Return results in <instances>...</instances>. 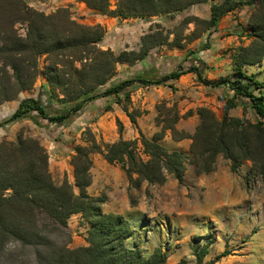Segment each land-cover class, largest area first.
I'll list each match as a JSON object with an SVG mask.
<instances>
[{
	"label": "trees",
	"instance_id": "16d2710c",
	"mask_svg": "<svg viewBox=\"0 0 264 264\" xmlns=\"http://www.w3.org/2000/svg\"><path fill=\"white\" fill-rule=\"evenodd\" d=\"M79 1L86 5L91 16L121 19L172 16L195 5L210 4V18L188 16L171 29L151 25L141 37L138 49L115 53L103 48L106 28L79 22L69 6L43 11L30 6L27 0H0V106L34 89L39 78L47 86L41 85L47 104L41 95L21 100L12 114L0 121V128L25 119L41 128L69 125L91 103L111 96L116 97L136 125V113L128 108L134 86L164 85L190 73L199 82L222 89L223 112L219 117L208 107H198L199 123L191 134L177 129L176 124L192 111L181 115L175 104L162 103L157 105L155 119L161 130L152 138L138 130L136 139L120 137L106 144L88 132L86 145L73 148L70 159L73 184L66 174L60 183L54 180L48 151L38 138L20 132L15 141L2 140L0 258L10 244L18 243L33 250L34 264H167L168 256L162 248L157 247L147 255L145 249L128 243L134 233L130 221L121 214L103 211L105 195L88 193L92 155L100 154L107 163L119 165L129 188L135 190H140L144 183L164 185L169 178L183 182L188 161L200 174L214 172L220 156L230 161L232 172L250 162L252 171L264 182V80L245 69L264 63V0H116L114 6L111 0ZM245 7L250 9L247 21L250 43L239 45L231 54L236 79L221 77L216 82L204 79L201 67L207 66L202 58L207 57L209 38L217 31L219 20ZM190 24L194 29L185 34ZM198 39H202L199 50H188L190 56L200 55L194 58L196 64L179 65L158 77L150 73L117 77L119 64L135 65L158 48L182 49L185 43ZM52 99L59 108L53 107ZM238 107L243 109V117L231 115ZM247 110L254 119L246 116ZM116 123L121 133L123 125L119 120ZM167 131L175 141H191L188 155L170 151L161 143ZM76 214L90 228L86 245L71 247L70 236L65 232L69 219ZM56 232L69 237V241L52 242L50 236ZM208 249V243L194 249L196 264H204Z\"/></svg>",
	"mask_w": 264,
	"mask_h": 264
},
{
	"label": "rangeland",
	"instance_id": "374dc122",
	"mask_svg": "<svg viewBox=\"0 0 264 264\" xmlns=\"http://www.w3.org/2000/svg\"><path fill=\"white\" fill-rule=\"evenodd\" d=\"M27 1L30 6L43 11L69 6L78 21L82 23L90 24L93 19V16L89 13L83 14L84 11L72 3L62 5L59 3L62 0ZM111 4L114 6L116 0H111ZM243 11L241 17L246 20L249 17L250 9L245 7ZM209 13L210 4H201L172 16H159L156 20H161V23L156 22L152 26L160 24L165 29H171L188 16L204 19ZM193 29L194 25L190 24L185 34H190ZM200 40L187 42L182 49L164 46L158 52L169 54L167 56L173 59L178 58L179 65L188 67L196 64L194 58L200 56H190L188 50L197 52L202 45V39ZM207 57L202 59L206 61ZM40 63L41 66L44 65L43 59ZM172 64L171 62L168 67L171 68ZM201 69L204 70L202 67ZM260 70L262 72L257 73V67L248 68L249 72L257 73L258 77L264 80V69ZM195 78V81L198 82L197 77ZM40 79L37 80L34 89L22 93L16 101L5 103L0 107V121L9 117L16 110L19 101L28 97L42 96ZM186 83L191 84L190 81H186ZM182 99L185 100V103L179 107L186 108L192 103L185 114L189 111L196 113V109L201 107L196 104L197 100L193 98V95L183 93ZM42 100L47 104L46 96L43 95ZM52 102L53 107H60L54 100ZM209 106L219 117L222 115L223 106L219 107L217 103H209ZM231 114L243 117L244 111L239 107ZM246 116L254 119L250 110L246 111ZM43 123L45 122L43 121ZM50 126L41 128L27 119L15 122L0 128V142L5 139L15 141L20 132L38 138L41 144L47 146H50V142L55 140L64 142L63 137L59 134V132L62 133V129H59L57 134L55 130H50ZM189 129L191 132L195 131V127L192 125H189ZM66 142H71L68 145L73 150L74 141L67 139ZM189 146H186L187 154ZM116 166L118 169L111 176V180L114 182L112 185L123 187L126 182L128 187L126 188V198L125 196L118 197L119 199L117 198L115 203L124 213L133 207V203L139 208V230L141 227L144 229L137 238L145 246L147 255L153 252L154 248L160 247L167 253V264H196L194 249H201L208 243L209 249L204 264H264V182L252 171L250 162H245L237 172H232L230 161L220 156L214 172L200 174L196 167L188 161L183 182L179 183L170 178L164 185L144 183L140 190L130 189L126 174L119 165ZM65 174L67 177L69 176L66 172L64 174L58 172L53 174V178L57 183H60ZM68 180L73 184L72 176L68 177ZM89 228L90 226L82 219L71 217L65 232L67 236H70V246H83ZM50 238L56 244L69 241V237L64 234L60 235L58 232L52 234ZM0 264H34L33 250L30 247L12 243L0 258Z\"/></svg>",
	"mask_w": 264,
	"mask_h": 264
},
{
	"label": "crops",
	"instance_id": "0c3cea01",
	"mask_svg": "<svg viewBox=\"0 0 264 264\" xmlns=\"http://www.w3.org/2000/svg\"><path fill=\"white\" fill-rule=\"evenodd\" d=\"M59 3L62 5L72 3V5L80 7V9L84 11L83 14L90 13L86 5L79 0H62L59 1ZM243 12V9L237 10L219 20L217 31L209 38L210 49L206 52L208 57L207 60L204 61L207 68H204L202 71L204 79L212 82H216L221 77H228L232 80L236 79L231 54L239 45H248L250 43V39L247 37L249 32L247 25L248 18L244 20L241 17ZM207 15L208 16H205L204 19L210 18V13ZM92 18L90 24H100L106 28V34L102 44L103 48H110L115 53H119L125 49H138L141 44V37L148 32L149 27L156 22L161 23V20H156L159 16L121 19L105 15H95ZM162 48L164 47L152 51L148 58L137 62L135 65L119 64L117 72L120 73L117 74V77L139 76L145 73H150L152 77H158L176 70L178 67L175 66H179V63H177L178 58L173 59L167 56L169 54L159 53L158 50ZM171 62L173 64L171 68H169L168 65H170ZM250 67H257V73H261L262 71L260 69H264V63L262 65L247 66L245 69L249 74H251V72L248 71ZM257 73L253 74L258 77ZM195 77V74L190 73L164 85L134 86L130 94L128 108L129 111H134L136 113V125L130 121L129 117L122 109V104L118 103L114 96L97 99L69 125H51L50 130H55L56 133L59 129H62V133L59 132V134L64 140V142L58 140L50 142V146L42 144L48 149L49 168L52 175L58 172L63 174L66 172L69 175L68 177H73V167L70 164V159L74 151L70 148V145H68V143L71 142H66L67 139H72L74 141V146L86 145L85 140L88 132H90L97 141L112 144L118 141L120 137L125 140L138 138V130H141L146 137L152 138L156 132L161 130V126H158L155 122L158 115L156 106L162 103H165L167 106L175 104L180 114L184 115L192 106V103L186 108L179 107L180 105L183 106V103H185V100L182 99L183 93L186 95H193V98L197 100L196 104L199 106L210 108L211 106H209V103H217L219 107L224 106V101L220 99L222 89L207 86L199 81L197 82L195 81ZM186 81H190L191 84L186 83ZM39 83L40 85H45L43 79H40ZM170 85H172L173 88H171ZM107 107H109V109L105 110ZM117 120L123 125L121 133L117 130ZM198 123L199 118L197 114L192 113L186 117H181L176 124V128L192 134L193 132L190 131L189 125L196 127ZM190 142L189 139H184L182 141L173 140L170 131H167L165 137L161 140V143L170 151L178 150L185 154H187L186 146H189ZM92 159V183L87 188L88 193L93 196L105 195L107 199L102 206L103 211L106 213L121 214L127 218L134 230L128 243L131 245L135 243L140 248L144 249L145 246L140 243L139 238H137L138 235H141L142 229H144V227H141V230H139V208H137L135 204L133 207H130L129 211L124 213L119 209L118 204L115 203L118 197L125 196L126 198V188L128 184L124 182L123 187L118 185L113 186L112 183L114 182H112L111 176L117 171V166L107 163L100 154H93ZM110 184L112 186H108ZM73 217L81 219L79 214L73 215L72 218ZM85 244L86 242H84L83 245Z\"/></svg>",
	"mask_w": 264,
	"mask_h": 264
}]
</instances>
